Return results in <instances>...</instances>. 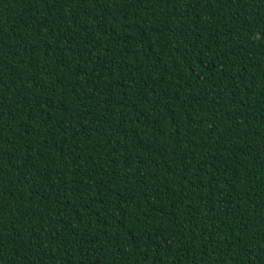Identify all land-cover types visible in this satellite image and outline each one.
Instances as JSON below:
<instances>
[{
    "label": "trees",
    "instance_id": "16d2710c",
    "mask_svg": "<svg viewBox=\"0 0 264 264\" xmlns=\"http://www.w3.org/2000/svg\"><path fill=\"white\" fill-rule=\"evenodd\" d=\"M0 264H264V0H0Z\"/></svg>",
    "mask_w": 264,
    "mask_h": 264
}]
</instances>
